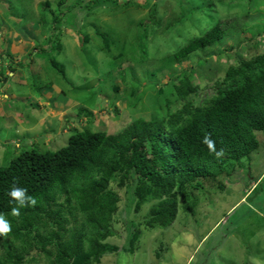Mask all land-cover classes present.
Segmentation results:
<instances>
[{
	"label": "rangeland",
	"instance_id": "1",
	"mask_svg": "<svg viewBox=\"0 0 264 264\" xmlns=\"http://www.w3.org/2000/svg\"><path fill=\"white\" fill-rule=\"evenodd\" d=\"M75 1L31 0L21 16L13 8L17 0H0V167L23 149L58 151L75 130L114 136L136 119L153 120L152 101L144 98L138 104L132 98L131 86L138 82L142 88L152 82L170 85L195 68L192 82L201 86V104L214 94L215 82L223 81L237 56L252 52L248 43L238 47L239 40L259 42L255 52L264 50V0H105L85 10L86 0L69 11ZM61 10L62 21L55 24ZM210 12L217 14L215 21L237 25V31H228L230 36L211 51L165 67L166 57L211 29ZM143 32L149 36L140 61V53L131 51ZM54 33L60 50L48 58L42 50L49 54ZM119 56L136 61H118ZM84 109L93 117L82 114ZM257 137L260 147L250 157L241 159L227 177L204 182L195 191V218L184 213L179 197L177 219L167 229L144 226L156 201L138 207L131 182H111L110 192L118 201L110 223L113 235L105 243L115 249L100 264H264V132ZM256 181L261 184L252 193ZM231 217L242 220L232 227ZM133 231L139 236L131 247ZM38 251L31 249L24 264H50L44 253L32 261Z\"/></svg>",
	"mask_w": 264,
	"mask_h": 264
},
{
	"label": "trees",
	"instance_id": "2",
	"mask_svg": "<svg viewBox=\"0 0 264 264\" xmlns=\"http://www.w3.org/2000/svg\"><path fill=\"white\" fill-rule=\"evenodd\" d=\"M84 1L76 0L68 10ZM103 1L89 0L84 9L90 10ZM30 2L17 0L13 8L22 16ZM60 12L55 24L62 21L65 12ZM209 15L214 20L211 29L166 57L165 67L211 51L230 32L237 31V25L230 28L226 20L215 21L216 13ZM41 17L43 24L45 10ZM143 33L131 51L140 53V61L145 59L149 36ZM51 38L49 54L42 50L48 58L60 50L59 34L54 33ZM245 43L252 52L246 57L237 56L223 81L215 82L214 94L201 104L197 102L201 86L192 82L195 68L182 72L170 85L152 82L142 88L138 82L131 86L132 98L138 104L144 98L152 101L153 120L136 119L114 136L89 129L75 130L68 145L58 151L23 149L9 164L1 166L0 264H24L31 249L40 251L31 257L33 262L44 253L50 264H100L115 249L105 243L113 235L110 223L118 201L110 192L113 181L120 186L131 182L138 207L156 201L144 224L146 228L172 226L179 213V197L183 199L184 213L195 218L199 207L195 191L202 190L204 182L227 177L241 159L250 157L260 147L257 133L264 132V50L255 52L260 43L251 39L239 40L237 46ZM127 58L119 56L116 60L136 61ZM50 61L64 75L63 67L54 58ZM122 76L125 79L124 73ZM156 77L157 74H150V78ZM81 113L93 117L86 109ZM260 182L256 181L252 193ZM219 185L220 191L225 189ZM229 220L233 227L242 219ZM196 223L199 224L197 219ZM133 232L131 247L139 236L138 231Z\"/></svg>",
	"mask_w": 264,
	"mask_h": 264
}]
</instances>
